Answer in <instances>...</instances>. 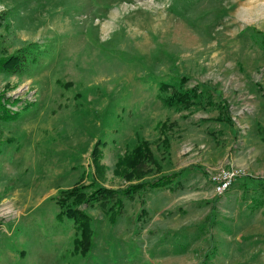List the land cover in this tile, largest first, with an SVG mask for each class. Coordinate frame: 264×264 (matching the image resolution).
I'll return each instance as SVG.
<instances>
[{"label":"rangeland","instance_id":"obj_1","mask_svg":"<svg viewBox=\"0 0 264 264\" xmlns=\"http://www.w3.org/2000/svg\"><path fill=\"white\" fill-rule=\"evenodd\" d=\"M29 43L0 72V264H264V0H0V56ZM98 187L81 254L56 198Z\"/></svg>","mask_w":264,"mask_h":264},{"label":"trees","instance_id":"obj_2","mask_svg":"<svg viewBox=\"0 0 264 264\" xmlns=\"http://www.w3.org/2000/svg\"><path fill=\"white\" fill-rule=\"evenodd\" d=\"M41 51L38 50V47L35 43H29L28 45L16 49L13 53L8 55L0 56V72H5L8 74H20L26 72L29 67L34 66L38 63L41 57ZM180 82H183L181 79ZM161 88H166V85L161 84ZM173 97L176 102H186L188 100L186 92L179 93L177 91L173 92ZM171 98V97H170ZM167 99L164 100L166 102ZM15 113H10L4 105L0 103V117L5 119L11 118ZM139 148L141 150L140 145H136L133 147L131 156H126L124 159H119V162L125 161L133 164V157L135 155H139ZM128 158V159H127ZM169 180L165 178H158L155 181L149 183L151 186H161L168 182ZM142 183H135L128 185L125 189H123L120 193L127 197H131L132 194L141 187ZM116 191L111 189H106L102 187H98L94 189L87 197L82 198V194L78 191V189H72L68 191H60L59 196L56 198V203L60 208V212L57 214V218L61 216H65L71 219L74 227L80 234V238L75 240L77 245V250L79 253L84 254L86 250H88L90 246V239L88 235V225H89V217L83 212V210L79 209L77 206L81 204V202L85 204H93L98 203L103 206L107 200H109ZM73 198V200H71ZM80 203V204H79ZM120 200L114 199L110 210L113 207L119 206Z\"/></svg>","mask_w":264,"mask_h":264},{"label":"built area","instance_id":"obj_3","mask_svg":"<svg viewBox=\"0 0 264 264\" xmlns=\"http://www.w3.org/2000/svg\"><path fill=\"white\" fill-rule=\"evenodd\" d=\"M234 173L229 171H223L214 177L213 181V192L217 195L221 194L225 188L232 182L234 179Z\"/></svg>","mask_w":264,"mask_h":264}]
</instances>
